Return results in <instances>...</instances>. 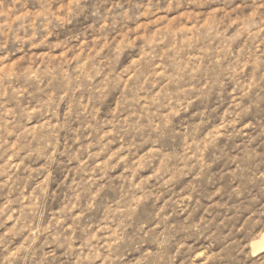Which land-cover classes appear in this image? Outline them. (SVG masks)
<instances>
[{
  "label": "rangeland",
  "instance_id": "rangeland-1",
  "mask_svg": "<svg viewBox=\"0 0 264 264\" xmlns=\"http://www.w3.org/2000/svg\"><path fill=\"white\" fill-rule=\"evenodd\" d=\"M264 0H0V264H264Z\"/></svg>",
  "mask_w": 264,
  "mask_h": 264
},
{
  "label": "bare ground",
  "instance_id": "bare-ground-1",
  "mask_svg": "<svg viewBox=\"0 0 264 264\" xmlns=\"http://www.w3.org/2000/svg\"><path fill=\"white\" fill-rule=\"evenodd\" d=\"M264 251V234L261 235L258 240L252 243L251 255L255 256Z\"/></svg>",
  "mask_w": 264,
  "mask_h": 264
}]
</instances>
